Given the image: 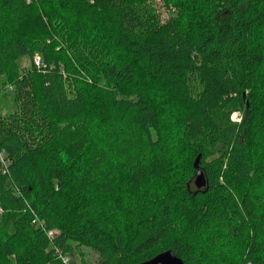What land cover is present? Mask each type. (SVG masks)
Here are the masks:
<instances>
[{
  "label": "trees",
  "instance_id": "obj_1",
  "mask_svg": "<svg viewBox=\"0 0 264 264\" xmlns=\"http://www.w3.org/2000/svg\"><path fill=\"white\" fill-rule=\"evenodd\" d=\"M163 2L0 0V264H264V0Z\"/></svg>",
  "mask_w": 264,
  "mask_h": 264
},
{
  "label": "rangeland",
  "instance_id": "obj_2",
  "mask_svg": "<svg viewBox=\"0 0 264 264\" xmlns=\"http://www.w3.org/2000/svg\"><path fill=\"white\" fill-rule=\"evenodd\" d=\"M151 3L156 10L159 20L166 21L174 15V8L170 6H166L163 0H151ZM21 68L29 67L30 59L28 57H23L19 61ZM1 82V79H0ZM13 103H12V95L9 91L0 88V112L2 114L8 113L12 111ZM231 119L235 122L239 121L240 116L237 113L231 115ZM82 253V258L89 264H94L98 261V257L96 253L90 250L87 247H80L79 250ZM78 251L73 249L70 253L67 254L69 261L73 264H81V257L78 254Z\"/></svg>",
  "mask_w": 264,
  "mask_h": 264
},
{
  "label": "water",
  "instance_id": "obj_3",
  "mask_svg": "<svg viewBox=\"0 0 264 264\" xmlns=\"http://www.w3.org/2000/svg\"><path fill=\"white\" fill-rule=\"evenodd\" d=\"M193 166L194 168L197 169L196 178H195L196 185L198 187L205 186V181L203 179L202 172L201 170L198 169V157L195 159ZM138 264H184V263L172 251L166 250ZM246 264H254V263L248 262Z\"/></svg>",
  "mask_w": 264,
  "mask_h": 264
},
{
  "label": "built area",
  "instance_id": "obj_4",
  "mask_svg": "<svg viewBox=\"0 0 264 264\" xmlns=\"http://www.w3.org/2000/svg\"><path fill=\"white\" fill-rule=\"evenodd\" d=\"M30 64L31 66L35 67V68H40L42 65V60L41 57L38 53H34L31 57H30ZM8 90H10V87H7ZM0 163L2 165H4V154L2 151H0ZM32 223L36 224L38 227H41L42 229H44L43 225L41 222H39L38 220H36V218H34L32 220ZM55 234H57V232L55 230H47L46 231V235L48 238H52ZM59 258L61 259L62 263L64 264H68L69 258L66 255H59Z\"/></svg>",
  "mask_w": 264,
  "mask_h": 264
}]
</instances>
